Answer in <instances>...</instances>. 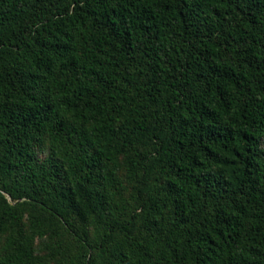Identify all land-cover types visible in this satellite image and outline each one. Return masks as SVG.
Segmentation results:
<instances>
[{
    "label": "trees",
    "instance_id": "16d2710c",
    "mask_svg": "<svg viewBox=\"0 0 264 264\" xmlns=\"http://www.w3.org/2000/svg\"><path fill=\"white\" fill-rule=\"evenodd\" d=\"M0 264H264V0H0Z\"/></svg>",
    "mask_w": 264,
    "mask_h": 264
}]
</instances>
